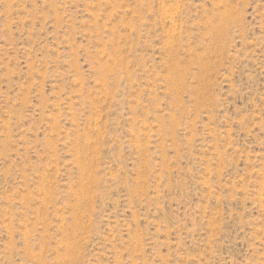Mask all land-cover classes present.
<instances>
[{
	"label": "rangeland",
	"instance_id": "374dc122",
	"mask_svg": "<svg viewBox=\"0 0 264 264\" xmlns=\"http://www.w3.org/2000/svg\"><path fill=\"white\" fill-rule=\"evenodd\" d=\"M0 264H264V0H0Z\"/></svg>",
	"mask_w": 264,
	"mask_h": 264
}]
</instances>
